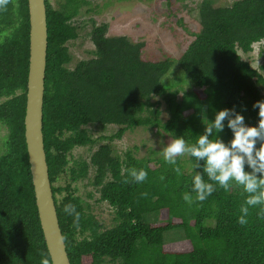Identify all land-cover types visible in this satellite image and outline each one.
<instances>
[{"label": "trees", "instance_id": "trees-1", "mask_svg": "<svg viewBox=\"0 0 264 264\" xmlns=\"http://www.w3.org/2000/svg\"><path fill=\"white\" fill-rule=\"evenodd\" d=\"M98 1L46 0L43 131L71 264H264V205L250 207L247 224H239L247 196L242 187L225 191L216 185V191L197 201L192 193V177L200 171L193 168L195 158L178 156L171 165L155 152L138 157L129 150L124 156L114 146L127 131L138 129L195 143L204 121L226 108L256 126L259 109L253 104L264 100V74L241 51L264 46V0L198 1L200 30L179 58L158 61L145 57L144 41L110 35L109 23L97 24L91 14L111 4ZM87 22L94 48L88 57H77L70 46ZM29 64V0H8L0 8V126L8 131L0 155V264H42L44 259L53 264L26 142ZM219 135L225 142L232 139L227 127ZM86 146L90 156L69 167L71 153ZM133 168L144 169L147 179L135 182L129 174ZM66 173L70 181L59 184ZM90 173L98 202H107L116 213L111 228L73 188ZM185 193L192 194L193 203L184 201ZM68 204L75 206L78 220L65 213ZM171 232L183 236L167 241Z\"/></svg>", "mask_w": 264, "mask_h": 264}, {"label": "rangeland", "instance_id": "rangeland-1", "mask_svg": "<svg viewBox=\"0 0 264 264\" xmlns=\"http://www.w3.org/2000/svg\"><path fill=\"white\" fill-rule=\"evenodd\" d=\"M110 1L108 7L100 12L92 13V17L97 24L109 23L110 35H126L133 41H144L147 45L144 55L148 59L155 61L164 60L167 57L179 58L190 42L194 39L193 33L200 30L199 11L196 8L200 0H99L96 3L104 4ZM229 3L233 0H221ZM186 5V6H185ZM89 15L87 16V18ZM182 18V19H181ZM80 23L84 25L83 18ZM92 23L87 22L81 30L80 39L70 46L71 52L77 57H88L94 46L91 40L90 31ZM243 57L253 67L259 69L264 74V46L262 43L255 44L254 50L250 53H243ZM191 83V81L185 77ZM163 118H169L168 112H164ZM117 129V127H116ZM7 129L0 126V155L4 150L2 138L7 134ZM172 139L157 134L149 129H138L127 131L124 136L114 141L116 150L125 156L127 151H132L138 157H146L153 152L155 156L163 155L162 149L167 146ZM89 146L86 148H76L70 155L71 162L79 157H89ZM185 157V155H183ZM93 174L90 173L84 180L75 182L73 188L75 193L82 197L90 212L96 215L105 228L116 225V213L107 202H98L100 193L92 184ZM70 181L68 173L63 174L59 184H66ZM157 216H152L153 222H158ZM182 232H171L166 235L167 241H174L182 238ZM105 264H116L106 262Z\"/></svg>", "mask_w": 264, "mask_h": 264}, {"label": "clouds", "instance_id": "clouds-1", "mask_svg": "<svg viewBox=\"0 0 264 264\" xmlns=\"http://www.w3.org/2000/svg\"><path fill=\"white\" fill-rule=\"evenodd\" d=\"M7 3L8 0H0V8L6 7ZM253 108L259 109L256 126L246 124L245 117L240 112L226 108L218 111L214 120L204 121L205 130L195 143H188L180 136L172 139L162 149L165 162L171 165L177 164L178 156L186 154L195 158L193 168L200 171H196L192 177V193H195L197 201L205 200L216 191V185L225 191L230 190L233 185L242 187L247 196L240 208L242 215L239 216L238 223L241 225L247 224L246 217L250 207L264 205V100L256 101ZM225 127L232 132V139L228 142L219 135ZM246 166L249 170H246ZM174 171L178 175L182 174L179 167H175ZM129 174L137 183L147 179L144 169L133 168L129 170ZM205 174L207 181L204 179ZM183 199L189 204L193 203L191 193H185ZM64 211L79 219L74 205H65ZM42 264H48V260L44 259Z\"/></svg>", "mask_w": 264, "mask_h": 264}, {"label": "water", "instance_id": "water-1", "mask_svg": "<svg viewBox=\"0 0 264 264\" xmlns=\"http://www.w3.org/2000/svg\"><path fill=\"white\" fill-rule=\"evenodd\" d=\"M30 64L26 142L39 216L53 264H71L55 203L45 150L43 116L48 55L46 0H29Z\"/></svg>", "mask_w": 264, "mask_h": 264}]
</instances>
